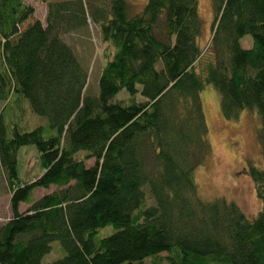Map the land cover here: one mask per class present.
Wrapping results in <instances>:
<instances>
[{
    "label": "trees",
    "instance_id": "16d2710c",
    "mask_svg": "<svg viewBox=\"0 0 264 264\" xmlns=\"http://www.w3.org/2000/svg\"><path fill=\"white\" fill-rule=\"evenodd\" d=\"M210 1L213 38L203 47L198 0H148L137 14L127 0H72L50 4L46 25L25 0H0V171L13 212L0 227V264H160L163 253L168 264H264V211L251 218L233 201L204 200L195 175L212 154L207 85L226 119L257 111L264 159V0ZM88 18L115 50L95 95L88 66L62 39ZM17 94L55 134L6 116ZM23 145L36 146L42 174L19 183ZM249 173L264 200V167ZM108 225L114 234L97 241ZM54 241L65 255L43 263Z\"/></svg>",
    "mask_w": 264,
    "mask_h": 264
},
{
    "label": "rangeland",
    "instance_id": "374dc122",
    "mask_svg": "<svg viewBox=\"0 0 264 264\" xmlns=\"http://www.w3.org/2000/svg\"><path fill=\"white\" fill-rule=\"evenodd\" d=\"M72 0H25L26 4L32 6L36 12L33 21L41 20L47 24L49 14V5L60 2H71ZM88 5H106L112 0H83ZM131 5L132 14L141 12L147 5L148 0H127ZM199 13L204 23L203 37L201 45L208 46L213 38L212 26L214 12H212V2L210 0H198ZM91 8L88 16H91ZM62 39L75 50L76 55L82 64L88 66L89 79L87 93L95 95L98 93L99 77L102 69L110 60L114 48L102 39L101 28L88 18L87 24L81 29H70L69 32L62 34ZM244 48H250L254 45L250 35L241 40ZM120 98H127V92L123 91ZM19 95H15L10 101L8 113L6 116H13L14 123L27 131L33 130L37 126H46L48 134H55V131L49 126L46 117H42L31 112L29 102H21ZM203 108L205 109L206 120L209 127V140L212 143V154L195 171L196 181L200 187V197L206 201L225 198L229 202H235L241 207L247 216L254 218L258 213L264 211V200L257 194L256 184L252 179L249 170L251 167H264V159L260 149L257 133L261 125V120L255 110H243L238 117L226 119L221 109V98L217 89L207 85L201 92ZM0 103V105H2ZM17 106L19 108H17ZM13 112V113H12ZM23 113V114H22ZM22 115V117H21ZM7 117V118H8ZM10 119V118H8ZM86 153L78 154L79 158H84ZM18 172L19 183L30 182L42 174L39 160V153L35 145H23L19 149ZM95 159H89L87 166L93 165ZM57 188L55 186L42 189L37 188L33 193L34 200L47 195ZM12 190L7 182V175L0 171V227L13 218L11 194ZM148 205L154 203L149 190L147 189ZM32 203L22 204L20 212H26L30 209ZM115 227L108 225L103 227L96 240L99 241L104 236L112 235ZM65 255V249L59 241L52 243V250L43 258V263H50L60 259ZM166 253L161 254L160 264H168ZM156 259H148L146 264H154ZM158 260V259H157Z\"/></svg>",
    "mask_w": 264,
    "mask_h": 264
}]
</instances>
